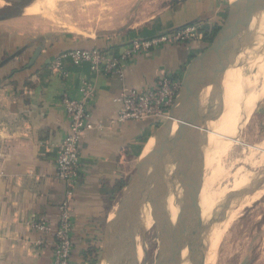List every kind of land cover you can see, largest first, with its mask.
I'll return each instance as SVG.
<instances>
[{
    "label": "crops",
    "instance_id": "crops-1",
    "mask_svg": "<svg viewBox=\"0 0 264 264\" xmlns=\"http://www.w3.org/2000/svg\"><path fill=\"white\" fill-rule=\"evenodd\" d=\"M226 12L224 0H177L139 26L84 39L62 33L54 40H36L14 29L0 30V264H52L53 234L36 231L29 223L42 219L57 224L66 186L56 177L55 158L68 127L60 95L64 88L77 95L83 77L93 81L96 96L89 117L93 127L84 131L80 143L84 171L70 200L71 264H90L94 254L97 264L109 214L142 156L147 134L157 126L149 119L114 122L120 108L115 98L122 86L145 88L164 73L181 80ZM191 22L199 23L203 37L139 54L125 67L123 80L94 74L86 64L75 66L69 59L63 61V77L49 67L71 48L116 53L132 38Z\"/></svg>",
    "mask_w": 264,
    "mask_h": 264
},
{
    "label": "rangeland",
    "instance_id": "rangeland-1",
    "mask_svg": "<svg viewBox=\"0 0 264 264\" xmlns=\"http://www.w3.org/2000/svg\"><path fill=\"white\" fill-rule=\"evenodd\" d=\"M35 1L2 0L0 6V22L2 19L3 21L0 23V30L6 31L14 29L24 32L26 37L31 34L37 38L36 40H54L60 37L62 33L72 38L84 39L93 37L96 34L122 32L139 26L153 14L166 7L167 4H171L177 0H48V2L44 0L43 4L45 1L47 2L45 3V6L47 4L46 9L42 7V3L40 5L41 8L51 14H48L49 17L51 16L50 18L48 16L37 14L28 15L25 13L24 7L26 5H29L30 2L37 4L41 0ZM224 1L228 7V0ZM15 18H20V21H17ZM258 26L262 29L256 33L262 32L259 36L260 40L257 38L251 44L252 41L250 39L256 35H253L252 31L248 39L251 41L249 42L250 44L244 41L238 44L231 55L228 56L226 62L221 66L220 74L221 77L223 76V79L229 69L233 68L239 76L241 71L239 68H242L249 82L243 89L238 90L236 84L238 77H235L230 87V96L227 98L229 99L226 101L227 104L214 108L209 107L213 112L208 115V118L230 113L233 116L229 118L224 116L220 120H229L231 123V120L240 121V119H243L240 125L241 128L239 127L236 135L238 141L226 153L227 155L225 157V153L219 157L217 155L216 159L215 156L211 158L210 153L207 154V145L209 143L214 145L216 143L215 140L208 139L206 145L204 144L206 147L203 145V148H201V152L204 155L206 154L205 159L203 158V165L201 166V180L197 190L199 199L197 198L196 204L197 208H199L196 222L199 223L201 231L205 232L206 236L199 247L201 264H264V94L253 103L251 109L247 112H234L236 108L235 103L240 102L239 99V101L237 100L238 102H235L236 99L238 97L241 99L244 95L249 94L258 85V80H256L257 70L260 72L262 66L257 61H259L261 54L264 55V22L259 23ZM217 29L218 27L215 30ZM208 37H211V42L212 35ZM252 61H254L252 66L259 64L257 69L256 67H249ZM240 62L242 63L240 64ZM231 63L232 66L229 67ZM213 90L214 88L211 83L205 89V94L211 93ZM230 108L233 112L229 110ZM160 124H156L157 126L149 131L147 134L148 138L153 135ZM211 128L212 130H217L218 127L211 124ZM252 151L256 152L254 153ZM221 158L222 160H219ZM252 161L254 163L257 161L258 163L256 162L254 164ZM205 164H208L205 166L207 168H204ZM136 168L137 166L133 167L132 175ZM239 180L241 181L238 182ZM235 188L238 189L233 190ZM254 195L258 197L256 198ZM254 197L256 199L252 201L251 199ZM247 200L252 202L248 206H243V202ZM224 203H226V206L223 210V206L221 205ZM235 206H240V215L238 214L236 216L237 218L234 223L226 231L218 230L222 229L220 228L222 224L220 221L225 220L233 209H235ZM153 227L154 222L152 219L151 230L144 235L147 248L145 249L143 257L140 252L138 253L140 261L136 247L133 248L132 260L136 264H155L159 250V240ZM135 240V243L140 245L139 237ZM100 264L108 263L102 261Z\"/></svg>",
    "mask_w": 264,
    "mask_h": 264
},
{
    "label": "water",
    "instance_id": "water-1",
    "mask_svg": "<svg viewBox=\"0 0 264 264\" xmlns=\"http://www.w3.org/2000/svg\"><path fill=\"white\" fill-rule=\"evenodd\" d=\"M263 22L264 0H249L236 9L229 4L211 42L190 60L167 118L152 135L154 144L138 160L134 174L121 190L117 217L106 223L97 264H136L132 260L135 237L144 240L147 207L159 240L155 264H183V260L201 264L199 247L206 236L196 222V204L209 115L203 96L211 83V95L217 91L223 81L221 66L238 44L249 43L253 29ZM170 196L178 209L174 223L167 212ZM221 206L224 210L226 203Z\"/></svg>",
    "mask_w": 264,
    "mask_h": 264
},
{
    "label": "built area",
    "instance_id": "built-area-1",
    "mask_svg": "<svg viewBox=\"0 0 264 264\" xmlns=\"http://www.w3.org/2000/svg\"><path fill=\"white\" fill-rule=\"evenodd\" d=\"M203 36L199 23L191 22L151 37L132 38L116 53L97 47L71 48L60 52L50 62L49 67L63 77L66 75L63 61L69 59L75 66L86 64L94 74L112 75L123 80L125 67L139 54L161 48L163 45L186 43ZM179 86L180 78L173 77L171 73L159 75L145 88L122 86L115 98V101L120 103V108L114 122L149 119L160 124L167 118ZM95 96V84L84 77L80 79L77 95L67 88H64L60 95V105L68 127L57 147L55 172L56 177L66 186V198L58 205V221L55 226L42 219L29 223L36 231L53 234L52 264H71L73 220L70 200L84 171L80 143L84 131L93 127L89 117Z\"/></svg>",
    "mask_w": 264,
    "mask_h": 264
},
{
    "label": "bare ground",
    "instance_id": "bare-ground-1",
    "mask_svg": "<svg viewBox=\"0 0 264 264\" xmlns=\"http://www.w3.org/2000/svg\"><path fill=\"white\" fill-rule=\"evenodd\" d=\"M35 1V0H34ZM38 1V0H37ZM43 1L44 0H41L40 2L38 1L37 2V4H35V2L34 3H32V2H30L31 3V5H30V3H29V5H26V7H24V11H25V13L26 14H28V15H30V14H37V15H42V16H48L49 17V15L48 14H50V13H48V11L47 10H45L46 9V6H47V4H46V6H45V3H47L48 2V0H47V2L45 1V3L43 4ZM249 0H228V3L230 4V7L232 8V9H236V8H239L240 6H242V5H244L245 4V2H248ZM43 4V6L42 7H45V9H43V8H41V5ZM1 4H2V0H0V6H1ZM33 4V5H32ZM41 4V5H40ZM228 4V5H229ZM51 15V14H50ZM51 17V16H50ZM49 17V18H50ZM262 29L259 27V26H256L254 29H253V35L254 34H256L257 32H259V31H261ZM260 34H262V32H260V33H258V34H256L252 39H250L251 41H252V43L251 44H253L254 43V41H256V39L258 38V40H260L259 39V36H260ZM252 35V36H253ZM264 38V37H263ZM249 40V42H251ZM260 42V41H259ZM244 44V43H243ZM250 44V43H249ZM248 44V45H249ZM261 45V44H260ZM238 48V47H237ZM240 51H241V49H240ZM238 52V51H237ZM240 56V55H239ZM250 56V55H249ZM249 56H248V58H249ZM261 57H260V59H259V61H257V63H260L261 64V66H262V69L260 70V72H259V70H257V78H256V80H258V85L254 88V89H252L253 91L252 92H250L249 94H246V95H244L241 99L238 97L237 99H236V101L235 102H238L239 100H240V102L239 103H235L234 105H235V109H234V112L235 113H239V112H243V113H245V112H247L248 110H250L251 109V106L253 105V103L255 102V101H257V99L259 98V97H261L263 94H264V55H260ZM241 57V56H240ZM244 58H246L245 56H244ZM247 58V59H248ZM230 59V58H229ZM243 59V58H242ZM244 60V59H243ZM250 60H251V58H250ZM231 61V60H230ZM230 61H229V63H230ZM249 61V60H248ZM248 61H247V63H248ZM244 62V61H243ZM253 62L254 61H252L251 62V64H249V67L251 68V67H256V69H257V67H259V64H255V66H252L253 65ZM228 62H227V64H229ZM242 62H240V64H241ZM232 66V63H231V65L229 66V67H231ZM236 66H238V65H236ZM227 67H228V65H227ZM241 67H242V65H241ZM239 69H241V71H240V75L238 76L237 75V73L234 71V69L233 68H231V69H229L227 72H226V74H225V77H224V79H223V81L221 82V84L219 85V87H218V89H217V91L213 94V95H211L212 93H206L205 94V96L203 97V100H204V103L207 105V109H208V114H210V113H212L213 111L212 110H210V108L209 107H219V106H224L225 104H227L226 103V101H228L229 99H227V98H229V96H230V87H231V84H232V81H233V79L235 78V77H238V81H237V89L238 90H241V89H243L244 88V86L249 82L248 80H247V77H246V74H244L243 73V69L242 68H239ZM245 69H246V67H245ZM260 69V68H259ZM238 71V70H237ZM254 72V71H253ZM235 82V81H234ZM247 93V92H246ZM239 99V100H238ZM219 100H221V102H219ZM238 100V101H237ZM231 108H232V106H231ZM231 108L229 109V110H231ZM233 109V108H232ZM225 111V110H224ZM232 112H233V110H231ZM230 111V112H231ZM226 112V111H225ZM250 112V111H249ZM227 117V118H229V117H231V116H233V114H230V113H227V114H223V115H219V116H216V117H209L208 118V123H207V127H208V135H207V140L208 139H211V140H215L216 141V143L214 144V145H211L210 143V146H208L207 145V147L204 145V147H206V151H207V154L208 153H210L211 154V158H213L214 156H215V159H216V156L218 155V157L220 156V155H222L223 153H225L224 154V157L227 155L226 153L235 145V143L238 141L237 140V138H236V135H237V133H238V131H239V127H240V125L242 124V119H240V121H232L231 120V123H230V121L229 120H220L222 117ZM236 116V115H235ZM242 116V115H241ZM247 116V115H246ZM219 120V121H218ZM214 121H216V122H214ZM211 124H214V126H217L218 128H217V130L215 131V130H212V128H211ZM176 128V126L174 125L173 126V130ZM214 128V127H213ZM241 128V127H240ZM214 142V141H213ZM154 144V137L153 136H150L149 138H148V140L146 141V143H145V145H144V147H143V151H142V156H144L150 149H151V147H152V145ZM257 147V146H256ZM203 148V147H202ZM257 149V148H256ZM202 150V149H201ZM248 150V149H247ZM257 150H259V149H257ZM262 151V150H261ZM264 151V150H263ZM252 152H256V151H252ZM251 152V153H252ZM206 153V152H205ZM250 153V152H249ZM206 155V154H205ZM205 155L203 154V156H204V159H205ZM252 155V154H251ZM207 157V156H206ZM224 157H223V159H224ZM209 159V158H208ZM207 159V160H208ZM219 160H222V158L221 159H219ZM225 160V159H224ZM244 160V159H243ZM247 160H248V158H247ZM253 160V159H252ZM213 161V160H212ZM247 162V161H246ZM253 162V161H252ZM252 162H249V163H251V164H253ZM257 162V161H256ZM255 162V163H256ZM211 163V162H210ZM254 163V164H255ZM258 163V162H257ZM219 164V163H218ZM206 165H208V164H205L204 165V168H207V167H205ZM218 168V167H217ZM206 170H209V169H206ZM205 170V171H206ZM214 171V170H213ZM207 172V171H206ZM236 172V171H235ZM220 173V172H219ZM239 173V172H238ZM206 174V173H205ZM241 175V174H240ZM206 176V175H205ZM215 176V175H214ZM246 177H247V175H246ZM210 181V180H209ZM241 180H239L238 182H240ZM247 181H249V180H247ZM203 182H204V180H203ZM237 182V183H238ZM249 183V182H248ZM239 185V184H238ZM237 187V186H236ZM242 187V186H241ZM240 187V188H241ZM244 187V186H243ZM219 189V188H218ZM236 189H238V188H235V189H233V190H236ZM232 190V191H233ZM215 193V192H214ZM199 195V194H198ZM198 195H197V198H198ZM258 195V194H257ZM255 196V195H254ZM256 198L258 197V196H255ZM253 198V199H251L252 201H254L256 198ZM251 198V197H250ZM199 199V198H198ZM246 199V198H245ZM244 199V200H245ZM219 200H220V197H219ZM218 200V201H219ZM202 201V200H201ZM217 201V200H216ZM223 201V200H222ZM252 201H249V200H247L246 202H243V206H248V205H250V203L252 202ZM199 202H200V200H199ZM118 203V202H117ZM218 203V202H217ZM206 204V203H205ZM203 205V204H202ZM115 207V206H114ZM240 207V206H239ZM239 207L237 206H235V209H233V211L228 215V217L225 219V220H223V221H220L222 224L220 225V228H222V229H218V230H224V231H226L227 229H228V227L229 226H231L233 223H234V221H235V219L237 218L236 216L239 214L240 215V213H239ZM199 209V208H198ZM167 210H168V215H169V219H170V221H171V223H174L175 222V220H176V217H177V213H178V209H177V207H176V205L174 204V197L173 196H170L169 197V199H168V203H167ZM242 213V212H241ZM110 215V217H109V219H108V221H110V222H114L115 221V219H116V215H117V213L115 212V210L112 212V214H109ZM213 216V215H212ZM144 218H145V223H144V228H143V234L144 235H146L147 233H149V231L151 230V225H152V218H151V214H150V209H149V207H147V209H145L144 210ZM216 218V217H215ZM210 219V218H209ZM151 222V223H150ZM219 222V223H220ZM214 223V222H213ZM151 224V225H150ZM218 225V224H217ZM264 226V225H263ZM214 230H216V229H214ZM217 230V232L219 233V231ZM223 231V232H224ZM216 232V233H217ZM217 233V234H218ZM137 238V237H136ZM135 238V239H136ZM136 241V240H135ZM158 245V244H157ZM208 245V244H207ZM135 247H136V249H137V255H138V253L140 252V254H142V257H143V255H144V252H145V249L147 248L146 247V242H145V240H143V242H140V245L139 244H136L135 243ZM134 251V250H133ZM264 252V251H263ZM185 253H186V250H183V252H182V255H181V257L184 259V256H185ZM135 255H136V252H135ZM136 258H137V256H136ZM140 258V256L138 255V259ZM139 261H140V259H139ZM208 261V260H207ZM154 262V261H153ZM183 264H187L186 262H184V260H183Z\"/></svg>",
    "mask_w": 264,
    "mask_h": 264
},
{
    "label": "trees",
    "instance_id": "trees-1",
    "mask_svg": "<svg viewBox=\"0 0 264 264\" xmlns=\"http://www.w3.org/2000/svg\"><path fill=\"white\" fill-rule=\"evenodd\" d=\"M1 19H2V18H1ZM217 27H218V26H217ZM207 39L210 41L211 37H210V38L208 37ZM208 43H209V42H208ZM96 256H97V254H96V255L94 254V256H93L92 259H91L90 264H95L96 259H97Z\"/></svg>",
    "mask_w": 264,
    "mask_h": 264
},
{
    "label": "flooded vegetation",
    "instance_id": "flooded-vegetation-1",
    "mask_svg": "<svg viewBox=\"0 0 264 264\" xmlns=\"http://www.w3.org/2000/svg\"><path fill=\"white\" fill-rule=\"evenodd\" d=\"M167 203H168V200H167ZM168 212V211H167ZM169 216V215H168Z\"/></svg>",
    "mask_w": 264,
    "mask_h": 264
}]
</instances>
